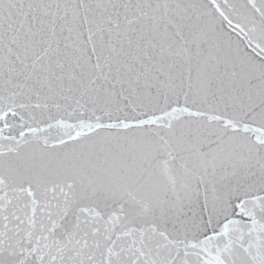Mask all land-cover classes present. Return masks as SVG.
<instances>
[{"label":"snow or ice","instance_id":"snow-or-ice-1","mask_svg":"<svg viewBox=\"0 0 264 264\" xmlns=\"http://www.w3.org/2000/svg\"><path fill=\"white\" fill-rule=\"evenodd\" d=\"M0 264H264V0H0Z\"/></svg>","mask_w":264,"mask_h":264}]
</instances>
